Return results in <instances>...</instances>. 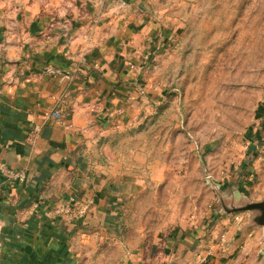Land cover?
Masks as SVG:
<instances>
[{
  "label": "rangeland",
  "instance_id": "1",
  "mask_svg": "<svg viewBox=\"0 0 264 264\" xmlns=\"http://www.w3.org/2000/svg\"><path fill=\"white\" fill-rule=\"evenodd\" d=\"M93 6L91 24L100 16L111 21L112 40L127 35L124 48L148 51L160 35L175 38L166 52L152 53L147 72L159 78V100L116 136L118 164L142 185L123 213L137 235L131 242L143 235L145 264H264L263 229L253 214H233L243 219L236 223L220 209L264 201V0ZM11 9L0 0L4 33L13 26Z\"/></svg>",
  "mask_w": 264,
  "mask_h": 264
},
{
  "label": "crops",
  "instance_id": "2",
  "mask_svg": "<svg viewBox=\"0 0 264 264\" xmlns=\"http://www.w3.org/2000/svg\"><path fill=\"white\" fill-rule=\"evenodd\" d=\"M93 3L10 0L12 29L0 28V163L26 175L0 172V264H145L143 235L131 242L123 213L142 185L118 164L116 136L159 100L147 72L175 38L124 48L111 21L91 24ZM59 100L63 121L47 122ZM70 200L89 205L83 219L53 214Z\"/></svg>",
  "mask_w": 264,
  "mask_h": 264
},
{
  "label": "built area",
  "instance_id": "3",
  "mask_svg": "<svg viewBox=\"0 0 264 264\" xmlns=\"http://www.w3.org/2000/svg\"><path fill=\"white\" fill-rule=\"evenodd\" d=\"M133 67V66H132ZM60 102L59 100L50 110L48 113L47 122H62L63 121V113L60 109ZM40 135V129L35 127L29 136V142L34 143L36 139ZM0 172L8 179L9 181H23L26 178V175L23 172H15L8 168L5 164L0 163ZM53 214L60 217H65L69 220H80L83 219L88 211L89 205L88 204H81L78 205L74 200H70L66 203H63L59 206L53 208ZM235 221L242 222V217L239 215L234 216ZM1 229V227H0ZM3 247L2 241H0V250Z\"/></svg>",
  "mask_w": 264,
  "mask_h": 264
},
{
  "label": "water",
  "instance_id": "4",
  "mask_svg": "<svg viewBox=\"0 0 264 264\" xmlns=\"http://www.w3.org/2000/svg\"><path fill=\"white\" fill-rule=\"evenodd\" d=\"M211 181L212 180L209 177V182ZM213 186L216 187L217 193H219V190L214 183H213ZM220 209L228 216L236 214V213H243V212L252 213L253 214L251 218L252 222L258 226H261L263 229V234H264V201L262 202L232 201L229 204L220 205Z\"/></svg>",
  "mask_w": 264,
  "mask_h": 264
}]
</instances>
